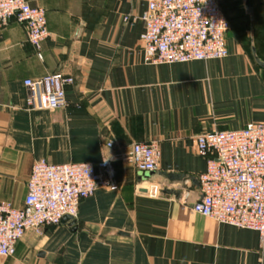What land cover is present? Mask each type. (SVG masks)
Masks as SVG:
<instances>
[{
    "label": "crops",
    "instance_id": "0c3cea01",
    "mask_svg": "<svg viewBox=\"0 0 264 264\" xmlns=\"http://www.w3.org/2000/svg\"><path fill=\"white\" fill-rule=\"evenodd\" d=\"M27 1L46 10L50 37L40 59L20 24L0 27V203L24 206L40 160H110L119 189H99L84 200L75 226L28 231L0 264H264L256 231L192 210L206 170L195 137L264 124V69L252 55L244 1L238 25L247 31L230 18L226 59L163 65L144 62L140 17L147 0ZM248 2L264 61V0ZM54 73L74 78L65 89L67 106L30 110L23 82ZM151 142L160 150L154 172L114 158L134 143ZM152 186L159 196L150 194Z\"/></svg>",
    "mask_w": 264,
    "mask_h": 264
},
{
    "label": "built area",
    "instance_id": "2783aa9c",
    "mask_svg": "<svg viewBox=\"0 0 264 264\" xmlns=\"http://www.w3.org/2000/svg\"><path fill=\"white\" fill-rule=\"evenodd\" d=\"M12 20L24 28L41 59L42 44L50 37L46 10L32 7L27 0H0V27ZM140 20L146 64L207 62L229 56L230 23L218 0H147ZM23 83L30 110H56L67 106L65 89L74 78L54 73ZM195 149L205 159L206 170L199 176L202 196L192 210L218 224L256 231L264 240V124L200 134L195 137ZM114 158L140 173H151L158 168L160 150L154 142L134 143ZM99 189H119L110 160L97 165L35 162L24 206L0 203V259L13 257L28 231L41 235L46 227L59 226L66 216L76 219L81 203ZM150 194L159 196L161 191L152 186Z\"/></svg>",
    "mask_w": 264,
    "mask_h": 264
},
{
    "label": "rangeland",
    "instance_id": "374dc122",
    "mask_svg": "<svg viewBox=\"0 0 264 264\" xmlns=\"http://www.w3.org/2000/svg\"><path fill=\"white\" fill-rule=\"evenodd\" d=\"M218 3L220 7L226 12L229 20H231L230 18L232 17L236 18L233 21L237 24V26L235 25V29L241 30L242 34H244L245 30L247 31V28L245 26L238 25L240 24V21L242 22L241 19H243V0H218ZM244 47L249 48V43L245 41Z\"/></svg>",
    "mask_w": 264,
    "mask_h": 264
},
{
    "label": "water",
    "instance_id": "95a60500",
    "mask_svg": "<svg viewBox=\"0 0 264 264\" xmlns=\"http://www.w3.org/2000/svg\"><path fill=\"white\" fill-rule=\"evenodd\" d=\"M244 1V7L246 10V13L248 14L249 18H250V44H251V51H252V55L253 58L256 62V64L261 67L262 69H264V61H262L258 55H257V51L255 48V44H254V37H253V23H254V16H253V10L251 8L250 3L248 2V0H243ZM169 191H164V194H169ZM63 224H68L69 226H75L77 221L75 219H73L70 216H66L63 218L62 222Z\"/></svg>",
    "mask_w": 264,
    "mask_h": 264
},
{
    "label": "trees",
    "instance_id": "16d2710c",
    "mask_svg": "<svg viewBox=\"0 0 264 264\" xmlns=\"http://www.w3.org/2000/svg\"><path fill=\"white\" fill-rule=\"evenodd\" d=\"M223 10V9H222ZM223 12H224V14L226 15V17H227V19H228V21H229V23H230V20H229V17L227 16V14H226V12L223 10ZM234 17H232L231 19H233ZM230 28H231V23H230Z\"/></svg>",
    "mask_w": 264,
    "mask_h": 264
}]
</instances>
